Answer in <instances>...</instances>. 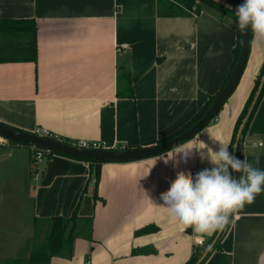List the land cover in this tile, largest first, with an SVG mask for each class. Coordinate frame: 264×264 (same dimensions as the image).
<instances>
[{
	"label": "crops",
	"instance_id": "obj_1",
	"mask_svg": "<svg viewBox=\"0 0 264 264\" xmlns=\"http://www.w3.org/2000/svg\"><path fill=\"white\" fill-rule=\"evenodd\" d=\"M176 8L171 0H0V123L105 149L169 137L220 90L237 43L229 18L207 7L195 16ZM252 40L212 121L160 155L102 163L96 188L85 161L51 152L35 163L32 146L0 144V231L10 235L0 239V264H30L45 248L48 220L67 218L76 206L89 235L73 241L70 257L48 264H185L196 238L160 195L178 172L213 167L201 159L208 146L229 145L264 59V46ZM259 142L264 133H247L242 154L264 170V147H252ZM203 264H264V192L232 215Z\"/></svg>",
	"mask_w": 264,
	"mask_h": 264
},
{
	"label": "clouds",
	"instance_id": "obj_2",
	"mask_svg": "<svg viewBox=\"0 0 264 264\" xmlns=\"http://www.w3.org/2000/svg\"><path fill=\"white\" fill-rule=\"evenodd\" d=\"M235 16L239 29L251 30L253 46H264V0H243L235 8ZM258 146L264 147V142L252 145ZM188 155L184 152L185 158ZM205 158L213 167L195 176L190 171L178 172L170 188L160 195L169 215L186 228L190 227L200 241L206 235L222 232L234 213L252 204L264 192V170L255 166L259 164L258 159L255 164L239 159L227 143L215 148L208 146L201 154V159ZM232 173L239 176L234 177Z\"/></svg>",
	"mask_w": 264,
	"mask_h": 264
},
{
	"label": "trees",
	"instance_id": "obj_3",
	"mask_svg": "<svg viewBox=\"0 0 264 264\" xmlns=\"http://www.w3.org/2000/svg\"><path fill=\"white\" fill-rule=\"evenodd\" d=\"M162 1L163 0H159V4ZM171 1L175 2L176 4H179L182 7V10H178L177 8L175 10L176 13H178L179 15L185 14L186 11L188 13L190 11H193L195 13V15H197L202 10L201 8L207 7V8H210V9L216 11L219 14L220 18H229L233 22L234 29H235L236 35H237V43H236V46H235L234 52H233L234 60H233V63L231 64V67H230V70H231L232 67L234 66L236 60H237V57L239 55V48H240V32H241V29H239L237 26V23H236L237 17L235 16V14L233 12L221 7L220 5L214 3L212 0H171ZM225 1L234 7H237L238 5H240L242 3L239 0H225ZM167 2H169V1H167ZM169 4H171V2H169ZM159 12H160V10H159ZM159 14H161V13H159ZM248 31L250 32V38H251V36H252L251 30L248 29ZM32 54L33 55L30 59L35 61V59H36V57H35L36 56L35 41H33ZM230 70H229V72H230ZM263 71H264V59H263L262 65H261L260 72H259L258 76L256 77V79L254 80L253 86H252L251 91L248 95L246 103H245L236 123H235L233 133H232V137H231L229 145H228L229 150L233 152L237 129H238L239 125L242 123L243 119L247 116V112H248L250 106L252 105L250 112H249L248 116L246 117V121L243 125L240 139L238 140L236 148H235L234 154H235V156H237L241 160H243L241 142H242L244 136L247 133H250V134L264 133V82H263L262 89H261L259 95L254 100V96H255L257 87L259 85V81H260V78H261ZM225 82H226V79L223 81L221 88L224 86ZM213 98H214V95L210 96L207 99V101L205 102V104L199 109V111L187 123H185L183 126H181L177 131L172 133L169 137L160 139L158 141V143H160V142H162V141H164L170 137L178 135L179 133H181L182 131H184L188 127H190L192 124H194L204 114V112L208 109ZM10 128H12V127H10ZM12 129H15V128H12ZM15 130H18V129H15ZM50 139L59 140V139H56L54 137H50ZM61 142L69 144L65 141H61ZM116 150H120V149L116 148ZM52 153H56V152H52ZM56 154H59V153H56ZM82 161H85L89 164V166H90L89 178L93 180L94 187L96 188V185L98 183L99 176H100V166L102 163L95 162L91 159L82 160ZM103 163H106V162H103ZM238 176H239V174L235 173V177H238ZM76 211H77V206L73 210L72 214L67 218L52 217L48 220L49 221V230H48V236H47V242H46L45 248L42 250H36L33 254H31L30 264H48V262L52 256L70 257L73 241L78 237H88L89 231H90L89 219L88 218L80 219L77 216ZM231 218H230V221H231ZM229 224L220 233V235L218 236L217 240L215 241L213 247L209 250L207 255L204 257V259L199 264H203L204 261L209 256V254L213 250H215L219 247V242H220L224 232L228 228ZM147 230H149V229L144 228L142 230V232L147 231ZM215 235H216V233L208 241L204 242V244L202 246L197 247V248H193V251H192L190 257L185 264H195L197 262V260L199 259V257L203 254L204 250L212 242Z\"/></svg>",
	"mask_w": 264,
	"mask_h": 264
},
{
	"label": "water",
	"instance_id": "obj_4",
	"mask_svg": "<svg viewBox=\"0 0 264 264\" xmlns=\"http://www.w3.org/2000/svg\"><path fill=\"white\" fill-rule=\"evenodd\" d=\"M214 3L220 5L221 7L233 12L235 14L234 6L228 4L225 0H212ZM250 44V32L248 30H241L240 32V48L239 55L237 60L230 70L226 82L224 86L214 95L213 100L211 101L210 106L204 112V114L190 127L182 131L176 136L170 137L160 143L139 147L133 149H86V148H76L70 144L63 143L58 140L50 139L47 137L39 136L35 133L24 132L12 129L2 123H0V137L6 139L15 144L28 145L32 147H37L41 149H47L51 152H56L67 157H71L74 159L87 160L91 159L98 163L103 162H128L144 159L151 156L160 155L169 150L174 149L175 147L181 145L183 142L194 137L201 129H203L217 114L220 110L221 106L227 100V98L231 95L233 90L235 89L240 76L245 67L248 51ZM264 82V71L261 75L259 85L257 87L254 100L259 95L262 85ZM246 121V118L243 119L242 123L239 125L236 132V139L234 143L233 154L235 153V148L238 140L241 136V131L243 125ZM235 155V154H234ZM235 177V173H232ZM221 232H217L216 236L212 240V242L208 245V247L204 250L203 254L199 257L195 264H199L204 257L207 255L209 250L213 247L215 241Z\"/></svg>",
	"mask_w": 264,
	"mask_h": 264
},
{
	"label": "built area",
	"instance_id": "obj_5",
	"mask_svg": "<svg viewBox=\"0 0 264 264\" xmlns=\"http://www.w3.org/2000/svg\"><path fill=\"white\" fill-rule=\"evenodd\" d=\"M240 2H242V0H239ZM190 13L195 16V13L193 11H190ZM121 48H126L125 45H121L120 47H117V51H119ZM38 134V133H37ZM40 136L43 137H53L50 133H48L47 131H44V133H42ZM55 138V137H54ZM8 141L4 138L0 137V144H6ZM70 145L76 147V148H86V149H105V147L103 145H101L100 143L94 142V141H76L74 143H71ZM51 151L47 150V149H41V148H37V147H33V159L34 162H40L47 154H50ZM204 244V240L200 241L195 239V245L197 247L202 246ZM88 264V263H86Z\"/></svg>",
	"mask_w": 264,
	"mask_h": 264
},
{
	"label": "rangeland",
	"instance_id": "obj_6",
	"mask_svg": "<svg viewBox=\"0 0 264 264\" xmlns=\"http://www.w3.org/2000/svg\"><path fill=\"white\" fill-rule=\"evenodd\" d=\"M9 143H11L10 141H8ZM7 236H9L10 237V235H6V234H4V233H2L1 231H0V239L2 238V237H7ZM38 237H39V235H37Z\"/></svg>",
	"mask_w": 264,
	"mask_h": 264
}]
</instances>
